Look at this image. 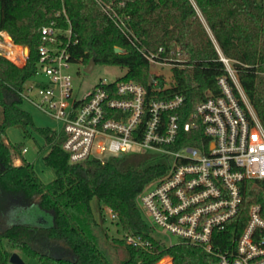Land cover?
<instances>
[{
    "label": "trees",
    "instance_id": "trees-1",
    "mask_svg": "<svg viewBox=\"0 0 264 264\" xmlns=\"http://www.w3.org/2000/svg\"><path fill=\"white\" fill-rule=\"evenodd\" d=\"M61 9L66 16H56ZM117 10L125 15L124 28L100 10L97 0H0V30L13 41L10 56L26 52L17 44L29 49L21 66L9 60L15 57L0 54V264H10L13 252L3 241L19 253L36 257L40 264H155L163 256L157 264H170L166 256L172 264H206L213 259L196 245H161L143 219L136 194L166 171L164 164L155 162L149 153L105 162H69L61 147L62 135L34 123L31 114L19 107V91L35 72L40 28L50 20L63 25L68 18L77 39L70 47L72 61L87 64L92 59L94 65L124 68L117 80L139 83L146 99L182 95L184 114L204 100L207 92L220 93L217 78L226 71L219 59H230L242 90L264 122V0H127ZM149 53L170 62L173 82L169 87L157 89L164 77L150 72L145 56ZM19 124L42 139L39 151L48 148L43 161L54 178L47 183L23 158L24 145L3 139L8 127ZM17 159L19 164H15ZM241 193L240 211L234 220L238 230L245 225L253 204L260 206L264 218V179L242 181ZM93 199L99 209L104 206L116 215L123 232L149 241L151 247L144 249L122 237H109L95 218ZM16 206H36L46 212L50 223L8 224ZM257 236L264 239V228Z\"/></svg>",
    "mask_w": 264,
    "mask_h": 264
},
{
    "label": "built area",
    "instance_id": "built-area-1",
    "mask_svg": "<svg viewBox=\"0 0 264 264\" xmlns=\"http://www.w3.org/2000/svg\"><path fill=\"white\" fill-rule=\"evenodd\" d=\"M97 1L100 10L124 28L125 15L117 7L127 0ZM60 13L66 16L64 9L56 16ZM76 42L68 18L63 25L57 20L44 24L35 72L19 91L21 102L57 122L52 129L62 135L69 162L151 154L166 171L145 184L135 202L158 243L199 246L213 256L206 264H264V239L257 236L264 228L260 206H250L241 230L234 224L242 202L241 182L264 179V127L232 61L219 59L226 71L217 78L220 93L207 92L184 114L182 95L146 99L142 85L131 80L100 79L88 89L76 86L69 72L75 63L70 47ZM3 43L0 40V49ZM145 56L149 66L171 67L167 59ZM156 75L164 77L158 90L173 82L162 73ZM25 151L24 147L22 154ZM121 237L133 246L151 247L137 235L123 232Z\"/></svg>",
    "mask_w": 264,
    "mask_h": 264
},
{
    "label": "rangeland",
    "instance_id": "rangeland-1",
    "mask_svg": "<svg viewBox=\"0 0 264 264\" xmlns=\"http://www.w3.org/2000/svg\"><path fill=\"white\" fill-rule=\"evenodd\" d=\"M199 16L203 20L200 13H199ZM1 32H2V36H0V40L4 41V43L6 42L5 45H6V48L8 49V53L4 47L0 49V54L3 55L7 59H9L7 56L11 58L15 57L14 60L12 59H9V60L13 62L15 65H18V66L23 65L28 55V52H29L28 47L21 45V44H17L25 48L26 52L18 51L17 56L16 55H13V57L10 56L11 44L13 43V41L6 31H1ZM25 53H26V56H25ZM83 67H84L83 64L80 62L71 63L69 66V72L72 76L73 83L76 86H81L82 89L90 88L93 84H95L100 79H106V80L117 79L118 77H121L125 72L124 68H121L116 65L95 64L90 72L83 71ZM149 70L153 74L162 73L165 77L172 78V70L169 67V65L160 66L157 64H150ZM250 106L252 107L251 104ZM19 107L31 114L33 121L36 125L48 126L51 128L57 127L56 121H54L53 119H50L49 117L44 116L39 111L29 106L25 102H20ZM262 124L264 127V122H262ZM25 130L26 128L22 124L8 127L5 131L6 137L4 141L11 143V144L22 143L24 147L27 149V152L22 155L23 158L33 164V168L36 174L38 175V177L44 183H47L48 181L54 178L53 172L43 161V156L48 151V148L46 147L42 149L41 151H39L38 145L44 144L42 139L32 132L31 133L25 132ZM19 162L15 161V164H19ZM91 205L95 210L94 211L95 218L100 223L104 232H106L109 237H121V235L123 234V231L121 230L119 225L116 223V219L111 218V215L109 214L108 209L105 208L104 206L100 207L99 209L98 207L99 205H97V201L95 199L91 201ZM15 222H23V223H30V224H36V222H45V224H49L50 217L46 214L45 211L39 209L36 206H30L24 209L16 206L9 214L7 223L13 224ZM2 244L6 249H9V250L11 249L17 252L26 264H40L39 260L36 257L29 256L23 253H19L18 251L10 248V246L8 245L6 241H3ZM166 257H168L169 259L171 258L169 256H166ZM160 260H158L155 264H157Z\"/></svg>",
    "mask_w": 264,
    "mask_h": 264
},
{
    "label": "water",
    "instance_id": "water-1",
    "mask_svg": "<svg viewBox=\"0 0 264 264\" xmlns=\"http://www.w3.org/2000/svg\"><path fill=\"white\" fill-rule=\"evenodd\" d=\"M115 51H120V49L118 47L115 48ZM221 59H224L223 57H221ZM94 66V61L92 59H90L88 61V63L84 66L83 68V71L85 72H90L92 70ZM3 139H5V136H3ZM6 142V141H5ZM8 143V142H6ZM8 262L11 263V264H26L22 258L20 257V255L13 251L10 256H9V259H8Z\"/></svg>",
    "mask_w": 264,
    "mask_h": 264
},
{
    "label": "bare ground",
    "instance_id": "bare-ground-1",
    "mask_svg": "<svg viewBox=\"0 0 264 264\" xmlns=\"http://www.w3.org/2000/svg\"><path fill=\"white\" fill-rule=\"evenodd\" d=\"M6 42L5 43H3V46L5 47V49L7 50V53H8V49L6 48Z\"/></svg>",
    "mask_w": 264,
    "mask_h": 264
},
{
    "label": "crops",
    "instance_id": "crops-1",
    "mask_svg": "<svg viewBox=\"0 0 264 264\" xmlns=\"http://www.w3.org/2000/svg\"><path fill=\"white\" fill-rule=\"evenodd\" d=\"M26 152H27V149H26V151H25L24 153H26ZM24 153H23V154H24ZM17 161L19 162L20 160H19V159H17Z\"/></svg>",
    "mask_w": 264,
    "mask_h": 264
}]
</instances>
